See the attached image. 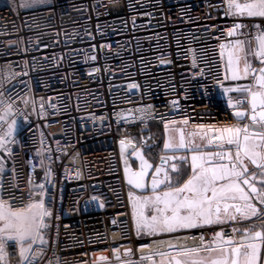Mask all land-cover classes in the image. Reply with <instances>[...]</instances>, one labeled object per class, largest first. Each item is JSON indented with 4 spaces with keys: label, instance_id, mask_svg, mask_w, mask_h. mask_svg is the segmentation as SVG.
I'll return each instance as SVG.
<instances>
[{
    "label": "built area",
    "instance_id": "1",
    "mask_svg": "<svg viewBox=\"0 0 264 264\" xmlns=\"http://www.w3.org/2000/svg\"><path fill=\"white\" fill-rule=\"evenodd\" d=\"M23 2L0 0V137L15 121L0 149V199L16 209L43 200L51 213L32 264L140 262L251 223L140 237L120 141L155 169L162 129L249 123L234 116L247 104L229 106L244 95L224 92L225 57L238 39L255 49L264 18L226 15L228 0ZM6 251L0 264H21L19 246Z\"/></svg>",
    "mask_w": 264,
    "mask_h": 264
},
{
    "label": "snow or ice",
    "instance_id": "2",
    "mask_svg": "<svg viewBox=\"0 0 264 264\" xmlns=\"http://www.w3.org/2000/svg\"><path fill=\"white\" fill-rule=\"evenodd\" d=\"M45 2L46 0H24L21 7H34ZM225 14L264 18V0H242V2L228 0ZM244 27L246 26L243 24H234L228 35L233 36ZM254 27L257 29L254 37L257 47L252 48V39L236 40L235 48L239 53H243V56H236L234 67L233 54L230 53L227 64L228 71L231 72L230 78L238 80L242 78L239 73V62L243 59V77L251 75L253 83L224 89L225 93L246 94L235 103L231 99L228 103L234 109H242L247 104L248 110H237L234 116L237 120L248 119L249 123L243 126L210 129L213 135H208L207 132L189 133L191 137L199 135L203 142L201 144L194 143L193 140L186 141L184 130L179 129V143L173 144L171 139H168L164 143V149L175 151L187 148L191 151V175L183 184L178 183V178L177 183L174 184L173 177L164 168V163L177 157H161L162 163L155 167L151 179L152 195L136 197L141 205L138 216L137 205L133 204L138 235L141 232L149 236L171 234L180 230L230 222L234 225H242L245 221H251V223L243 227H233L228 234L223 229L216 231L207 242L201 234L198 238L199 244L196 246H179L178 254L187 259L180 260L173 257L174 264H259L260 262L261 248L264 247V67L253 69L248 56L251 55L264 64V28L260 25H254ZM240 34L251 35L250 33ZM228 78L225 76V79ZM253 88L256 90L253 91ZM3 103L4 101L0 100V104ZM11 109L12 105L8 103L5 114ZM3 120L4 116H0V121ZM187 123L188 121L185 120L184 124ZM14 124L15 121L9 125L5 136L0 137V149L8 150L7 137L12 134ZM203 127L199 126L201 129ZM120 143L123 150L125 141L121 140ZM207 148L217 150L206 151ZM140 159L141 170L128 177V183L136 188L146 187L144 177L147 175V170L153 167L142 156ZM179 159L187 161L188 157L181 156ZM249 165L252 167L250 168ZM179 171L176 164L171 165V172ZM161 186H164V190L157 191L161 189ZM145 210L151 211L152 214L145 215ZM50 215L43 200L31 202L24 208L16 209L0 199V261H4L8 255L6 251L8 246H19L21 264L24 261L32 264L27 254L32 251V244L37 240L41 244L47 243L41 235V230L46 227L45 217ZM237 233H242L239 239H237ZM169 247L177 246L169 243ZM202 252L207 253V256H201ZM157 254L161 257L167 255L164 252ZM151 259V255L142 257V260Z\"/></svg>",
    "mask_w": 264,
    "mask_h": 264
},
{
    "label": "crops",
    "instance_id": "3",
    "mask_svg": "<svg viewBox=\"0 0 264 264\" xmlns=\"http://www.w3.org/2000/svg\"><path fill=\"white\" fill-rule=\"evenodd\" d=\"M245 49L247 50V43L245 44ZM232 53L233 54V61H234V67L235 65V60H236V56L240 55L243 56V53H239L238 50L236 48L228 51L226 53V70H227V76L229 77L226 81V88H237L239 86H245V85H249L251 83H253V78L251 75H249L248 77L244 78L243 77V69H244V61L243 59L240 60L239 62V73L241 75L242 78L238 79V80H232L231 77V72L228 71V58H229V54ZM248 60L251 62L253 69H259L261 67H264V64H261L259 60H257L255 57L249 55L248 56ZM258 74V73H257ZM256 89L253 88V91H255ZM235 96H239V95H246L244 93H240V92H232ZM209 126V125H208ZM212 127V126H211ZM220 129L223 127L220 126H214V128H208L207 126H204L203 129L199 128V126H191V125H187V124H180V125H175L173 127H170L168 129H162L161 132L163 134V144L166 142V140L171 139V142L173 144H178L179 143V139H180V135H179V129H183L184 130V134H185V140H193L194 143L197 144H201L203 143L199 137V135H197L196 137H191L189 136V133H196L199 132L201 134L207 132L208 135H213V132L209 131L210 129L214 130V129ZM191 147V144L189 145V148ZM211 148H207L205 150L210 151ZM217 149H213L212 151H216ZM165 158H167V156H165ZM178 158V157H177ZM176 160V159H175ZM167 166V165H166ZM164 166L165 170L168 171L171 176L173 177V183L176 184L177 183V178H178V183L179 184H183L184 181H186L189 176L191 175V168H190V157H188V160L186 161L185 164H183V166L178 167L179 169H181L178 173H173L170 170V165L168 167ZM249 167L251 168L252 166L249 165ZM185 169V171H184ZM163 177V173L161 175V178ZM164 190V186H161V189H158L157 191H162ZM135 191V190H134ZM136 194H134L133 196H131L132 198V205L134 203H136L137 208H136V212H137V216L139 215V212L141 211V205L140 202L136 200V197H141L143 198L144 196H148V195H152V191H148L145 194H141L139 192H135ZM259 206V205H258ZM144 214L147 216H150L152 213L149 210H145ZM135 219V226H136V217H134ZM208 227V226H205ZM193 229H198V228H193ZM193 229H186V230H180L178 232L175 233H180V232H185V231H189V230H193ZM137 231V230H136ZM175 233H171V234H175ZM239 236L242 233H238ZM161 235H167V234H159V235H154V236H161ZM140 237H150L149 235H145L143 232H141L139 234ZM179 252H175V253H171V254H167L164 257H161L160 255L157 256L155 259H151V260H144V261H140V262H131V263H125V264H161V261H163V264H174L173 261V257H175L176 259H180V260H185L187 259L184 256H181L178 254ZM201 256H207V253H201ZM259 264H264V247L261 248V254H260V262Z\"/></svg>",
    "mask_w": 264,
    "mask_h": 264
},
{
    "label": "water",
    "instance_id": "4",
    "mask_svg": "<svg viewBox=\"0 0 264 264\" xmlns=\"http://www.w3.org/2000/svg\"><path fill=\"white\" fill-rule=\"evenodd\" d=\"M120 151L122 155L123 167H124V172H125L127 183H128L129 176L141 170V159H140L141 156L143 157L144 160H147L149 164L153 165L152 168L147 170V175L144 177V184L146 185V187L136 188L134 185H130L128 183L129 186L133 190L141 194H145L149 190L151 191V179H152L151 176L154 171V164L150 160H148L145 154L141 150L137 149L134 144L125 143L123 150L120 144ZM161 163L162 161L159 163V165H161ZM166 165H168V160L166 163H164V166ZM126 169H127V172H126Z\"/></svg>",
    "mask_w": 264,
    "mask_h": 264
},
{
    "label": "rangeland",
    "instance_id": "5",
    "mask_svg": "<svg viewBox=\"0 0 264 264\" xmlns=\"http://www.w3.org/2000/svg\"><path fill=\"white\" fill-rule=\"evenodd\" d=\"M211 126L212 125H209V126L207 125L208 128H214V126H212V127ZM210 151H212V148L210 149ZM191 155H192V152L189 151L187 148L186 149H179V150H175V151H173V150H165L164 156H167V157H169V156L178 157L176 160L175 159L174 160H168V165L166 167H168L170 165V170H171V165L172 164H176L178 167H181V166H183V164L186 163V161L179 159V157H181V156L191 157ZM179 170H181V169H179ZM184 171H185V169H184ZM135 192L136 191H134L133 189H130L131 196L136 194ZM248 224H250V223L244 224L243 226H246ZM243 226H240V227H243Z\"/></svg>",
    "mask_w": 264,
    "mask_h": 264
},
{
    "label": "flooded vegetation",
    "instance_id": "6",
    "mask_svg": "<svg viewBox=\"0 0 264 264\" xmlns=\"http://www.w3.org/2000/svg\"><path fill=\"white\" fill-rule=\"evenodd\" d=\"M155 170V169H154ZM153 173H154V171H153ZM153 173H152V175H153ZM162 175V174H161ZM152 177V176H151Z\"/></svg>",
    "mask_w": 264,
    "mask_h": 264
},
{
    "label": "bare ground",
    "instance_id": "7",
    "mask_svg": "<svg viewBox=\"0 0 264 264\" xmlns=\"http://www.w3.org/2000/svg\"><path fill=\"white\" fill-rule=\"evenodd\" d=\"M169 244V243H168Z\"/></svg>",
    "mask_w": 264,
    "mask_h": 264
}]
</instances>
